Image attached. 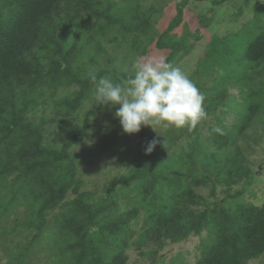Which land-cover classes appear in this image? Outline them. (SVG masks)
<instances>
[{
	"label": "trees",
	"instance_id": "obj_1",
	"mask_svg": "<svg viewBox=\"0 0 264 264\" xmlns=\"http://www.w3.org/2000/svg\"><path fill=\"white\" fill-rule=\"evenodd\" d=\"M186 3L177 4L167 29L156 37L154 10L142 12L130 0H0V195H7L0 208L13 209L18 200L30 198L31 219L25 225L36 229L4 264H29L27 255L36 245L50 247V264H131L127 251L134 244L141 248L142 238H156L162 248L191 236H200L202 249L193 264H249L264 255V202L237 200L258 176L240 138L254 121L264 125V5L256 9L255 20L238 30V36L241 31L250 36L244 49L232 46L235 33L228 35L221 48L214 44L208 49L186 80L187 97L198 94L205 101L197 116L183 119L177 128L188 140L172 151L174 135H152L124 161L130 171L119 178L118 189L133 193L126 190L135 183L141 189L132 199L135 206L117 213L116 179L113 188L96 192L83 188L78 174L83 150L72 149L86 139L93 116L102 114L123 82L137 78L115 74L98 105L86 111L80 129L73 128L99 80L109 74L87 75L81 63L87 47L103 53L100 39L116 41L108 34L118 26L124 37L136 36L121 43L132 54L147 56L149 47L139 41L143 33L169 51L157 75L161 77L176 66L179 54L186 56L194 48L185 35L178 38L174 32L184 22ZM201 18L208 27L210 17ZM210 73L213 81L206 84ZM230 86L240 90L234 93ZM47 108L50 119L38 116ZM208 119L216 124L204 133ZM51 121L54 132L46 127ZM69 127L71 138L62 141L61 132ZM142 211L150 228L133 241V222ZM149 251L143 253L150 257Z\"/></svg>",
	"mask_w": 264,
	"mask_h": 264
},
{
	"label": "rangeland",
	"instance_id": "obj_2",
	"mask_svg": "<svg viewBox=\"0 0 264 264\" xmlns=\"http://www.w3.org/2000/svg\"><path fill=\"white\" fill-rule=\"evenodd\" d=\"M132 1L141 6L142 12L154 10L151 18L153 32L156 37H159V34L167 29L169 21L176 14L177 4L183 0H130L131 4ZM186 1L184 22L174 32L178 38L185 35L187 43L190 42L189 44H192L194 48L191 51L187 49L186 56H183L182 53L181 56L179 54L176 66L163 76L157 77L164 68L168 49L158 48L156 40H150L145 34L140 33L139 41L149 47V53L147 56L132 54L130 46L121 42L131 40L136 36L124 37L118 26L108 34V38L116 36L118 41H109L102 37L100 40L105 49L104 52L99 53L90 45L81 59L87 75L97 74L101 70H107L109 74H105V78L99 80L97 91H93L92 97L84 103L79 111L78 119L73 127L77 130L85 120L86 111L97 106L100 96L111 88L115 74L120 76L122 73H130L137 77L132 82L129 80L123 82L117 97L107 103L102 114L93 116V123L86 139L72 149L73 152L78 153L83 150L79 159L80 170L78 172L81 174V179L85 181L83 188H88L89 191L96 190V192L102 189L107 190L109 187L113 188L111 181L116 179L117 191L113 198H118L119 201L117 213L135 206L132 199L141 192L135 183H130L126 190H131L133 193L123 194L121 193L123 190L118 189L119 178L129 175L130 171L129 166L123 165L124 161L130 160L139 149L143 148L147 144V138L152 135L154 137L158 135L160 138L170 134L174 135L177 142L175 140L176 143L171 146L172 151L188 140V136L179 133L177 128L183 119L190 121L191 117L197 116L205 101L203 98H199L198 94L187 97L186 80L196 71L198 63L207 57L209 48L214 44L221 48V40L234 33L237 35L238 30L242 29L245 23L255 20L256 9L264 5V0H227L221 4L214 3L215 0ZM202 16L210 17L209 22L211 23L208 24V27L204 26ZM259 32L257 31V33ZM241 34L243 38L238 35L234 36L235 42L232 44L233 47L239 48L238 51L245 48V40L250 37L247 32L241 31ZM91 57H94L96 61L92 62ZM149 73H152L155 79L151 78ZM213 76V73H210L205 83L210 84L213 81ZM229 88L234 93L240 90L237 86ZM38 116L50 119V110L47 108L45 112L40 111ZM215 124L214 119H208L207 123L202 126V131L206 133L208 126ZM47 126L49 131L56 130L52 121L46 124ZM70 127L61 132L64 137L62 141L71 138L72 133L68 132L73 129ZM246 132L248 135L240 138V145L246 149L251 167L258 171V176L251 185L246 187L244 194L237 200L242 198L241 200L244 202L261 205L264 202V125L254 121V124ZM243 187L239 186L237 189ZM237 189H233V192ZM6 192L7 189L4 190V193ZM219 194L222 197L225 196V193ZM5 196L7 195L3 196L2 191L0 201L5 199ZM102 196H106V194ZM29 199L18 200L16 204L14 203L13 209L0 208V264L12 260L13 256L18 255L36 232L34 227L30 228L25 225V222L31 219L28 207ZM146 218V213L142 211L138 219L133 222V229L136 232L133 241L139 239L141 233L150 228V224L145 221ZM204 235H207V232ZM133 241L131 239V244ZM169 244L160 248L156 238L149 241L142 238L141 248L134 244L127 251L130 254V263L193 264L202 253L200 236H191L176 245ZM146 250L153 251V254L148 257L143 253ZM50 255V247L36 245L27 255V259L29 264H50ZM11 264L16 263L12 261ZM249 264H264V255L250 261Z\"/></svg>",
	"mask_w": 264,
	"mask_h": 264
}]
</instances>
